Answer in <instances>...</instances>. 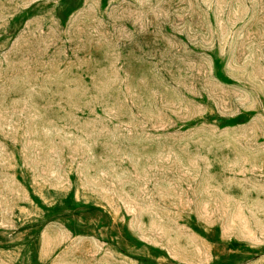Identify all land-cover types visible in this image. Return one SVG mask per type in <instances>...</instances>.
Segmentation results:
<instances>
[{
	"label": "rangeland",
	"instance_id": "obj_1",
	"mask_svg": "<svg viewBox=\"0 0 264 264\" xmlns=\"http://www.w3.org/2000/svg\"><path fill=\"white\" fill-rule=\"evenodd\" d=\"M0 264H264V0H0Z\"/></svg>",
	"mask_w": 264,
	"mask_h": 264
}]
</instances>
